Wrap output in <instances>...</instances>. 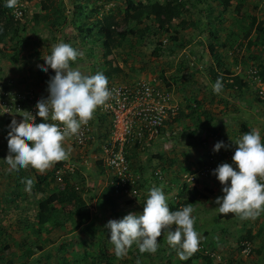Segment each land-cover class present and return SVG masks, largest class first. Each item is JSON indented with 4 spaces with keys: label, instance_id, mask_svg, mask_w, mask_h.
<instances>
[{
    "label": "rangeland",
    "instance_id": "374dc122",
    "mask_svg": "<svg viewBox=\"0 0 264 264\" xmlns=\"http://www.w3.org/2000/svg\"><path fill=\"white\" fill-rule=\"evenodd\" d=\"M44 1H18V4L24 5V16L15 19L20 20L25 29L20 33L19 44L16 43L18 40L15 37L12 42L9 41L10 43L5 48H2L0 79L16 81L19 79L18 77L26 76L30 77L32 81H37V83L39 77L40 79L46 77L49 79L54 75L52 69H49L47 73L41 72L38 70V65H44V57L50 54L51 48L59 42L71 44L80 53L77 60L71 64L73 68H77V63L84 65L85 60L92 62L97 57L104 59L102 49H100L99 54H94L98 50L90 48L88 42H83L72 18L75 23L88 24L100 19L103 14L113 13L119 21L118 31L128 27L122 21L127 0H111L110 2L114 4L112 7L107 4L102 5L107 0H99L95 4L99 7L97 15H91L87 21L84 17L78 21L75 6L68 5L67 0H54L55 6L63 12L66 18L64 27L51 24L55 21L52 19L53 17L49 20L42 18L38 21L34 20L35 15L43 16L52 10H42L41 5ZM187 1L190 5V11L173 21V26H178L181 22L187 21L185 27H176L177 35L173 31L167 33L159 31L154 20H147L139 27L135 35L127 36L123 45L119 49L113 50L112 54L106 58V66L101 62L98 66V63L95 62L94 64L97 66L95 70L115 72L113 74L114 79H109L120 84L134 83L140 80H156L162 86L169 83L171 88L166 87L183 106L182 110L188 112L186 102H192L196 99L202 104L201 113L209 112L213 119H216L217 116H221L220 119L222 120L224 119L221 122L222 127H217L216 122L208 120L194 124L195 122L193 123L187 118H181L179 123L171 118L167 121L164 132L158 139L151 143H145L142 149L132 147L131 150L135 151L137 155L135 154L136 161L130 162L129 168L135 177H139L137 180L138 194L118 195L117 209L112 212L106 205L102 208L99 207L103 190L112 184L114 179L112 171L108 170L107 167L103 170L98 165V163H102L99 143L92 140L84 148H78L68 139H65L63 147L68 155L61 162L64 163V175L71 174L73 177L68 176L69 179L65 182L64 180L62 182L53 180L51 188H58L63 191L67 185L72 184L81 188L83 180L80 181L79 179L84 178L86 189L82 195L90 204L91 218L94 223L93 229L96 231L94 237L84 233L81 228L74 232L71 220L65 222L66 225L63 229L50 230L51 228L47 226L42 232L41 238L32 234L31 228L35 223L39 202L42 198L49 196L47 193L35 192L33 185L36 177H34V173L49 175L55 171L56 162L44 171L34 169L31 166L13 171L3 161L8 155L7 136L2 135V137L0 135V205L2 206L0 207V229H2L0 232V264L9 261L12 264H60L64 258L77 260L79 255L83 254L84 251L91 250L93 244L103 237L104 242L106 241L104 243L107 247L106 253L114 255V246L108 239L106 240L105 225L109 220H119L130 212L141 213L149 189L153 186L162 188L168 205L174 202L173 205L177 210L183 206L184 198L180 199L179 194L183 184L186 183L185 176L198 167L207 164L216 153L211 149L217 142L230 139L231 135L228 132L236 124V119H233L234 121L227 119L230 116L229 111L233 112L231 109L234 110L235 108L226 97L227 92L233 94L236 91L224 89L226 87L223 86L222 91L216 94L209 84H214L212 76H209L208 73L211 68L212 57L209 46L215 41L217 42L216 52L222 59H229L233 73L240 66L246 69L245 76L250 84L249 88L245 89L249 90L247 95L245 93V103L249 104V107L246 108L249 111V118L247 119L252 120L253 117H256L255 119H258L259 122L252 127L256 128L260 135L261 133L264 134V127L260 126L263 122L264 103L259 99L260 92L264 91V82L260 80L262 78L259 75L260 67L263 66L264 62V32L258 33L256 31L260 22L264 23V0H230L231 7L226 11L223 6L216 4L215 0ZM110 2L108 1V3ZM46 3L49 2L46 0ZM95 6H90L88 10L90 11ZM253 19H256V23L251 26ZM190 22L194 25H189ZM213 31H217V40L212 34ZM175 37L176 39H174ZM241 42L242 46L239 47ZM224 43L230 45L229 48L222 47L221 45ZM250 43H252L251 46H249ZM16 46L18 47V58L13 60ZM157 48L160 50L155 55L154 51ZM89 49L92 50L91 53ZM252 64L257 69V74L248 73ZM196 65H204L203 70H198ZM91 70L87 69L85 72ZM241 72H243V68ZM251 101L253 102L250 104ZM244 114L247 113L244 112L241 117H244ZM222 130L225 134L221 136ZM213 132L220 133L218 140L212 139ZM232 139L234 142L238 140L237 138ZM227 147L228 144L221 149ZM160 156L163 159H160ZM68 167H74V172L69 173ZM156 170L162 171L165 176L163 181L154 178ZM19 173L23 180L26 178V174L30 173L33 184L30 187L27 185L19 187L16 190L19 195L17 198L16 195L13 196L12 190L16 187L13 179ZM193 187L203 193V196H197L198 202L192 212V216L195 218L194 229L200 237L198 249L206 246L211 254L210 261L206 263L203 259L199 261L203 264H264V232H262V238H257L255 242L244 243L245 248L238 245V238L241 235L249 230L257 233L264 227V212L255 218L242 220L236 215L229 221L224 219L218 221L220 213L216 211L217 206L214 201L221 194L206 185V182H196V184L190 185L189 189H193ZM53 199L56 200V197ZM71 209L72 207L69 206L66 208L67 211ZM75 219L78 218L75 217ZM206 233L208 235H205ZM40 242H43L44 247V251L41 252L36 248ZM160 242L161 247L166 250L170 249L167 242L161 244ZM61 244L66 246L67 252H58L57 247ZM27 247L33 250L35 258L29 257L28 260L22 261ZM94 249L85 257L89 263L94 261V255H98L97 250ZM136 257H140L141 264H149L150 262L163 264L169 260L167 256L164 257L163 252L137 253L136 249L131 253L127 251L122 259L115 258L117 264L125 262V260L137 264ZM34 259H38L37 262H33Z\"/></svg>",
    "mask_w": 264,
    "mask_h": 264
},
{
    "label": "clouds",
    "instance_id": "9594fccd",
    "mask_svg": "<svg viewBox=\"0 0 264 264\" xmlns=\"http://www.w3.org/2000/svg\"><path fill=\"white\" fill-rule=\"evenodd\" d=\"M5 3L13 8L17 0H5ZM79 55L71 44L59 42L44 57V65H38L39 71L47 73L52 69L55 74L47 81V97L41 98L35 105V115L29 113L22 116L20 122L13 119L8 125V155L3 161L11 170L19 171L31 166L44 171L55 162L66 159L65 139L77 135L81 126L91 121L95 110L111 97L112 92L108 88L110 79L102 70L96 69L85 76L71 66ZM94 72L97 73L91 75ZM222 88L221 78L218 77L212 90L219 94ZM36 117L42 122L36 123ZM212 134H217L214 140H218L219 132ZM233 144L237 147L232 162L222 163L212 172L222 186V195L214 201L216 211L236 214L242 220L255 218L264 212V183L261 182L264 181V140L259 131L250 130ZM222 147L223 141L217 142L213 151L218 152ZM195 172L197 170L191 173ZM25 183L30 187L33 180L26 179ZM192 205L188 203L170 211L162 188L151 187L141 213L130 212L119 220H109L105 225L115 255L125 256L133 244L137 245L140 253H155L159 246L158 238L167 230V243L177 249L181 260L186 259L197 251L200 241L194 229ZM172 226H175L174 230Z\"/></svg>",
    "mask_w": 264,
    "mask_h": 264
},
{
    "label": "trees",
    "instance_id": "16d2710c",
    "mask_svg": "<svg viewBox=\"0 0 264 264\" xmlns=\"http://www.w3.org/2000/svg\"><path fill=\"white\" fill-rule=\"evenodd\" d=\"M18 1H24V2H31L33 0H17ZM77 2L75 3V13L76 17L78 18V21L82 19L83 17L87 20L90 19L91 15H97L99 11V7L95 6L96 2L99 0H76ZM105 1V0H103ZM108 1L110 2L111 0H107L106 2L102 3L104 6L105 4H108ZM46 0L42 2V10H50V13H46L43 16L35 15L34 20L38 21L39 19H47L49 20L50 18L54 19L55 21L51 24L55 26H60L64 27V22L66 21V18L63 15V12L58 9V7L55 6V1L54 0ZM215 3L217 5L223 6L224 10L226 11L229 7H231L230 0H215ZM100 4V3H98ZM101 5V6H102ZM90 6H95L88 10ZM189 3L187 0H127L126 1V8L124 9V14H123V20L127 25V29L118 31V26H119V21L117 17L113 14H103V16L100 19H96L93 23H88L84 24L82 22L75 23V20L72 18V22L74 25H76V30L80 36V38L83 40V42H90L92 43L93 46L99 45L104 51V55L107 58L109 55L112 54L113 50L119 49L123 43L127 40V36H133L136 34L138 31L139 27L143 25L147 20H154V22L157 25V30L162 31V32H170L173 31L176 35L178 34V31L176 27H185V24L187 21L181 22L178 26H173V21L174 19L178 18L182 14L189 12L190 7ZM13 8H9L6 6L5 0H0V53L2 52V48L12 42L15 37L17 38L16 43H20V33L23 31L24 25L21 24L20 20L15 19V17L12 14ZM52 12V13H51ZM74 13V14H75ZM256 23V19H253L251 26H254ZM194 25V23H191L189 25ZM64 25V26H63ZM259 26V27H258ZM256 31L258 33H263L264 32V23L260 22V25H258ZM252 29V27H250ZM213 36L215 37V40L218 39V34L217 31L212 32ZM14 38V39H13ZM176 39V37L174 38ZM10 41V42H9ZM238 41V39H237ZM236 41V42H237ZM216 41L211 43L209 46L210 53L214 59L215 62L218 63V67L222 69L223 67V59L222 57L216 52ZM228 44H226L227 46ZM252 43H250L249 46H251ZM230 46V45H229ZM232 46H234L232 44ZM242 46V42L239 44V47ZM98 48V47H97ZM159 48H157L154 51V54H158ZM18 58V47L16 46L14 48V59L17 60ZM53 73L55 74L54 70H52ZM113 71H111L112 73ZM212 80L215 83L218 77L221 78L223 86L226 88L224 89H230L232 91H242L244 89L249 88L250 84L247 81H244L242 78L238 76H232V73H230L229 70L223 69V75L220 74L218 71H215V69L212 67L210 69ZM259 75L261 76L262 82H264V62L263 66L260 67L259 70ZM103 73L107 78L114 79L113 74L115 73H110L109 70H104ZM115 76V75H114ZM166 86L170 89L171 86L169 83H166ZM187 109L189 113H186L182 108L179 109V112L174 118L175 122H179L181 118L184 116H187L191 119V121L194 124H198L197 122L201 123V116L206 115V118H209V112L205 113H199L202 109V104L200 101L194 99L192 102H187ZM95 112H99L101 114V118L105 117V119H108V116L103 115L100 112V108L98 107ZM164 132V130H162ZM249 132V131H247ZM163 134V133H162ZM100 139L101 137L98 136ZM106 138V137H105ZM264 140V137H263ZM101 142L104 143L101 139ZM151 143V142H150ZM145 145V142L142 141H132L126 148V157L127 160L131 163H134L136 161V155L135 151L131 150L132 147L135 149L141 148ZM136 154V155H135ZM160 159H163L162 156H160ZM101 164V163H100ZM98 163L100 168L102 166ZM64 163L61 161L56 162V168L55 171L50 173L49 175H38L34 173V177H36V181H34V189L35 192L37 193H47L49 196L42 198L39 202L38 206V212L36 214V219L35 223H33L31 231L32 234H35L38 238H41L42 232L45 231V228L48 226L51 229L50 230H56V229H63L66 225V221L71 220L73 224V231L75 232L78 230V228H81L84 233L87 235L95 236L96 231L93 229V222H92V214H91V208L90 204L84 199V196L82 195L85 192V183L86 181L84 178L79 179L80 181L83 180V185L81 188H78L76 184L72 185H67L63 191H61L58 188H51L52 181L56 180L55 173L58 170L59 167L63 166ZM204 166V165H203ZM202 166V167H203ZM201 168V167H200ZM33 171V169H31ZM70 176L71 178L73 177L71 174L70 175H63V180L64 182L67 181ZM50 177H52V180H50ZM27 179H32V175L30 173L26 174ZM20 178V173L13 179V182L15 183V188L12 190L13 196H18V190L19 187L22 185H26L25 180ZM207 180V179H206ZM57 181V180H56ZM114 182H116V179H113ZM204 180L197 179L195 181L199 183ZM192 185V184H190ZM188 184L184 183L181 193L179 194V198H184V205H187L188 203L193 204L192 207L194 208L197 204V196H203V193L199 191L196 187H193V189H189ZM194 186V185H193ZM56 197V200L53 199ZM101 201L99 202L100 205L99 207L102 208L104 205L108 206L112 211H116L117 209V199L118 195L115 192V187L113 184H110L107 186L102 194H101ZM13 202L14 200L11 199ZM104 200V201H103ZM172 204L169 205L170 211H175L177 210ZM72 207L70 211H67V207ZM0 207H2L0 205ZM236 216V214L233 213H228V214H219L218 216V221L219 220H226L229 221L233 219ZM75 217L78 219L76 220ZM92 222V223H91ZM175 226H172V230H174ZM2 229H0L1 232ZM36 230V231H35ZM167 231V230H166ZM166 231L164 235L160 238H158V241L160 244L163 242H167L166 240ZM49 232V231H48ZM262 232H264V227H262L261 230H259L257 233H253V231L249 230L243 235H241L238 238V245L241 246V248H245L243 245L244 243L247 242H255L257 238H262ZM205 235H208L207 233ZM109 233L106 231V240L108 239ZM106 242V241H105ZM104 242V237L101 238L98 242H95L93 244L92 249L97 250V256L94 255V261L89 263L87 259H85L86 256H88L90 253H92L91 250L84 251L83 254L79 255V259L77 260H68L64 258L62 260V263L60 264H117V257L115 254L114 255H109L106 253L107 247H105ZM43 242H40L36 245V248L38 250L44 251L43 250ZM206 243V241H205ZM83 244V243H82ZM80 244V245H82ZM28 245V244H27ZM162 245L158 246V249L156 253L163 252L164 257H168L169 260L163 264H203L200 259H203L204 262L206 263L207 261H210L211 254L208 252L206 246L200 247L196 252L190 254L187 256L186 259L181 260L178 255H177V249L170 247V249H164L161 247ZM59 247V248H58ZM57 247L58 252H67L66 246H63L62 244ZM94 249V250H95ZM136 249V252L139 253V249L136 244H133L131 248L128 249L129 253H131L133 250ZM170 250V251H169ZM206 253L205 255H203ZM33 250L30 247H27L24 256L22 258V261L25 259L28 260L29 257L31 259L34 257L33 255ZM35 258V257H34ZM118 259H122L123 257H117ZM2 260L4 258L1 257ZM136 263L141 264L140 262V257H136ZM174 259V260H173ZM38 259H34L33 262H37ZM134 262V261H133ZM4 264H12V262L4 263ZM119 264H132L130 261L125 260V262H121ZM149 264H156L154 262H150Z\"/></svg>",
    "mask_w": 264,
    "mask_h": 264
},
{
    "label": "built area",
    "instance_id": "2783aa9c",
    "mask_svg": "<svg viewBox=\"0 0 264 264\" xmlns=\"http://www.w3.org/2000/svg\"><path fill=\"white\" fill-rule=\"evenodd\" d=\"M107 5L112 7L114 4L110 2ZM23 8V4L16 3L13 7V16L15 18L23 17ZM241 69L242 66L239 67L238 72H241ZM257 72L252 64L248 73L257 74ZM108 88L112 95L105 105L99 107L100 112L108 116L111 126L109 139L100 145L101 162L104 168L107 167L114 173L116 182L113 181L112 184L117 195H137L139 177H135L130 172L125 150L132 141L138 140L149 143L159 138L167 121L177 116L179 106L174 101L172 92L156 80H140L123 84L108 80ZM47 95V92L19 89L13 79H0V133L7 136L8 125L13 119L20 122L23 119L22 116L29 113L35 115L37 101L46 98ZM259 99L264 103V91L260 92ZM35 122L40 123L42 119L36 117ZM48 122L54 123L53 121ZM217 136V134L214 135L212 139H217ZM66 139L74 146L84 148L90 141L95 140L94 127L91 121L89 120L87 124L82 125L77 135ZM236 147L235 144H232L226 149H220L197 172L188 173L185 176V182L195 184L197 179L216 178L212 174L213 170L222 163H231ZM67 169L69 173L74 172V167ZM63 175L64 166H61L55 173L56 180L62 182ZM154 178L163 181L162 171L156 170ZM261 182L264 183V181Z\"/></svg>",
    "mask_w": 264,
    "mask_h": 264
},
{
    "label": "crops",
    "instance_id": "0c3cea01",
    "mask_svg": "<svg viewBox=\"0 0 264 264\" xmlns=\"http://www.w3.org/2000/svg\"><path fill=\"white\" fill-rule=\"evenodd\" d=\"M76 2H77L76 0H67V4L68 5L69 4L75 5ZM86 42H88V41H86ZM88 43L90 44V42H88ZM93 45L91 43L89 45V46H91L90 48H94V50L95 49L98 50V52L95 51L94 54H96V53L99 54L100 53V49H102V48L99 47V45H97V46H93ZM221 46L225 47V48H229V45L226 46L225 43L222 44ZM89 52L91 53L92 50L89 49ZM209 52H210V50H209ZM87 54H88V52H87ZM88 56H89V54H88ZM102 56H103L104 59H99V57H97L95 60L93 59L92 62H89V61L85 60V64L84 65H79L77 63V68L76 69H78L83 75L87 76L88 74H90L92 71L95 70V67H97L94 64L95 62L98 63V66L101 63L105 64L106 57L104 55V51L102 52ZM202 64H204V63H202ZM106 65H107V63L105 64V66ZM218 66H219L218 63L215 62L214 59L212 60V57H211L210 67L211 68L213 67L215 69V71H218L220 74H223V69H226V70H229L230 73H232V76H238V77L242 78L244 81L249 82L247 77L245 76L246 75L245 74L246 69L244 67H242L243 68V72H238V70H237L235 73H233V68H232V66L229 63V59L223 58V66H222L223 68L222 69H220ZM197 67H198L197 68L198 70H203L204 65H198ZM87 69H92V70L91 71H87V73H86L85 71ZM210 69H209V72H208L209 76L211 75ZM18 78L19 79H16V87L19 88V89H33L35 91L42 92V93H46L47 92V81L49 80V79H47V77L43 78V79H40V77H39L38 78V83H37V81H34V80L32 81V79L30 77L21 76V77H18ZM206 79H208V78H206ZM209 84H210V86H212L211 83H209ZM230 91H232V90H230ZM248 91L249 90H245L244 89L242 91H236L237 93L234 92L233 94H230L229 92H227V95H226L227 100H230V103L235 108L234 110L231 109L233 112L229 111L230 112V116L227 119H231L232 121H234L236 119V124L233 125L232 129L229 130L228 134H230L231 136H230V139L223 141L224 145L233 144L234 143V139H232V138L240 139L242 137V135L244 133H246L247 131L256 130V128H253L252 126L258 124V122H259L258 119H255L256 117H253L254 119H252V120L251 119H247V118H249V111L246 108L249 107L248 106L249 104L245 103L246 102L245 101V93L247 95ZM173 98H174V101L178 104V106L179 107L181 106V108H183V106L180 105V102L175 99L174 95H173ZM246 98H248V97L246 96ZM252 102L253 101H251L250 104ZM252 106L256 107L255 105H252ZM244 112H246L247 114H244L243 115L244 117H241ZM186 113H189V112H186ZM245 116H247V117H245ZM262 117H263L262 118L263 122L260 124V126L263 128L264 127V113H263ZM183 118L190 119L187 116H184ZM220 118H221V116H217L216 119H213L212 115H210L209 118H206V115L205 116L202 115L201 116V121H202L201 123H203V122L208 120V121H211V122H216V126L217 127H219V126L222 127L223 124H221V122L224 121V119L222 120ZM181 120L179 122H181ZM91 122H92V125L94 127V139H95L96 142H98L100 144L101 143V139H102V141H104L107 138H109V136H110V128H111L110 120L105 119V117L101 118V114L99 112H97V113L94 112V114H93V116L91 118ZM179 122H176V123H179ZM218 124H220V125H218ZM222 134H225V132L223 130L221 131V136H222ZM0 135L2 136L4 134L0 133ZM219 135H220V133H219ZM261 135H262V133H261ZM98 136H100L101 139ZM263 137H264V134L262 135V140H263ZM96 146H98V145H96ZM213 148L211 149L212 151H213ZM214 152H216V151H214ZM100 165L102 166V169L104 170V167H103L102 163ZM199 168L200 167H198V169ZM198 169H196V170H198ZM214 179L215 180H213V179L204 180V181H202V183L206 182V185L210 186L211 188H213L215 191L219 192L222 195V191H221L222 186H221V184L218 182V180L216 178H214Z\"/></svg>",
    "mask_w": 264,
    "mask_h": 264
}]
</instances>
